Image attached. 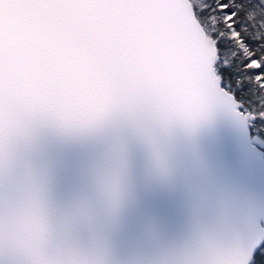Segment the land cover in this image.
Masks as SVG:
<instances>
[{
	"label": "snow or ice",
	"instance_id": "6c2138e0",
	"mask_svg": "<svg viewBox=\"0 0 264 264\" xmlns=\"http://www.w3.org/2000/svg\"><path fill=\"white\" fill-rule=\"evenodd\" d=\"M5 253L264 264V0H0Z\"/></svg>",
	"mask_w": 264,
	"mask_h": 264
},
{
	"label": "water",
	"instance_id": "95a60500",
	"mask_svg": "<svg viewBox=\"0 0 264 264\" xmlns=\"http://www.w3.org/2000/svg\"><path fill=\"white\" fill-rule=\"evenodd\" d=\"M92 150L90 148H71L67 153V162L73 175L86 169L92 162Z\"/></svg>",
	"mask_w": 264,
	"mask_h": 264
},
{
	"label": "clouds",
	"instance_id": "9594fccd",
	"mask_svg": "<svg viewBox=\"0 0 264 264\" xmlns=\"http://www.w3.org/2000/svg\"><path fill=\"white\" fill-rule=\"evenodd\" d=\"M0 260H3L4 264H7V260H8L7 254L5 253L3 256H0Z\"/></svg>",
	"mask_w": 264,
	"mask_h": 264
}]
</instances>
